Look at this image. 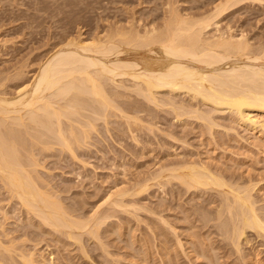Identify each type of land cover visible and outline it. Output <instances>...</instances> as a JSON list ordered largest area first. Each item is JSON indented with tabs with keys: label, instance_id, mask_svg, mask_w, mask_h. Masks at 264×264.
<instances>
[{
	"label": "rangeland",
	"instance_id": "obj_1",
	"mask_svg": "<svg viewBox=\"0 0 264 264\" xmlns=\"http://www.w3.org/2000/svg\"><path fill=\"white\" fill-rule=\"evenodd\" d=\"M220 1L0 0V91L15 94L33 79L43 60L70 38L92 40L96 35L104 37L126 28L144 33L165 24L174 9L184 16H204ZM221 12L215 18L220 20L208 27L206 36L220 32L224 36L244 35L252 52L255 49L263 53L264 0H232ZM128 46L123 57L161 58L158 44L153 49ZM255 50L253 54H257ZM127 80L123 82L126 89L117 88L123 108L127 105V117L110 115L108 124L97 121L99 130L89 128L93 133L85 147L76 146V159L58 147L52 150L53 155L49 152L52 156H41V168H37L39 176L49 183L46 182L50 192L60 193L64 206L73 213L92 214L110 193L119 191L128 193L123 197L125 205H101L99 211L107 217L101 220L100 238L83 236L87 254L64 235L56 242L51 234H41L46 240L37 248L44 250V258L48 259L52 250L54 264H264V238L257 232L247 229L246 238L241 239L242 252H236L229 237L216 226L226 217V213L221 219L216 217L222 198L218 192L188 190L170 175L171 167L177 168L188 160L205 161L228 181L241 186L255 183L253 194L259 211L264 213V133L254 138L238 122L234 123L227 111L212 113V104L200 105L205 111L212 108V117L220 124L208 132L204 121L185 115L178 118L170 105L151 104L135 90L129 91L132 82ZM160 96L165 101L175 97L177 104L184 103L185 107L195 104L186 93L175 96L163 91ZM161 170V175L156 174ZM154 174L159 177L154 178ZM0 187V223H5L14 235L22 234L25 227L33 226L29 220L24 224L19 221L23 216L17 210L19 204L9 199L1 182ZM4 210H8L6 219L1 216ZM27 248L33 249L34 244L29 243Z\"/></svg>",
	"mask_w": 264,
	"mask_h": 264
},
{
	"label": "bare ground",
	"instance_id": "obj_2",
	"mask_svg": "<svg viewBox=\"0 0 264 264\" xmlns=\"http://www.w3.org/2000/svg\"><path fill=\"white\" fill-rule=\"evenodd\" d=\"M230 1H220L204 16H184L173 8L175 12L172 9L165 24L159 28L152 26L144 33L126 28L108 32L104 37L96 35L92 40L79 36L70 38L43 60L33 79L15 94L0 91V182L9 199L19 204L17 210L23 214L19 221L24 224L29 220L28 224L33 226L14 235L5 223H0V264H54V251H49L50 259L49 256L45 259L44 250L37 248L46 240L45 234H51L56 242L66 236L87 254L83 236L100 238L101 220L107 217L100 213L101 205H125L123 197L128 193L119 191L110 193L92 214L73 213L64 206L60 193L56 190L57 193L50 192L49 183L39 176L37 168L41 166V158H47L58 147L76 159V146L82 148L87 144L86 139H90L89 135L93 133L90 130H97V121L108 124L110 115L121 119L127 117V111L124 112L127 105L123 108V102L119 100L121 93L117 92V88L126 87L123 82L126 83L127 79L132 82L129 91L135 90L136 95L154 105H170L178 118L185 115L204 121L208 132L220 125L212 117L216 110L227 111L231 120L238 122L254 138L259 132L264 133V51L260 50L259 54L253 49V52L257 51L253 54L244 35L228 34L225 37L218 32L220 35L206 36L208 27L217 24L220 19L215 18ZM155 44L162 52L161 58L137 60L122 55L127 45L136 49L146 46L153 49ZM109 85H114V90H110ZM163 91L175 96L186 93L195 104L185 107L184 101L180 105L175 97L169 96L165 101L164 97H158ZM206 104L214 106L212 113V108L209 111L200 108ZM195 161L188 160L177 168L171 167L170 175L188 190L218 192L222 198L221 202L217 201L221 207H218L216 217L221 219L225 213L226 217L216 226L229 237L235 251L242 252L241 239L246 238L247 229L264 238V213L259 211L258 200L253 194L256 184H235L205 161ZM179 169L186 171L180 173ZM161 172L156 174L161 175ZM157 177L159 175L154 178ZM7 215L8 210H4L1 216L6 219ZM38 237L41 240L34 241ZM29 243L34 244L33 249L27 248Z\"/></svg>",
	"mask_w": 264,
	"mask_h": 264
}]
</instances>
